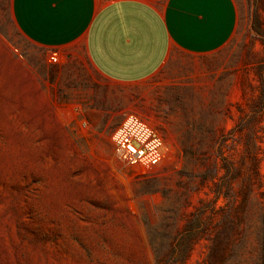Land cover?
Wrapping results in <instances>:
<instances>
[{
    "label": "rangeland",
    "instance_id": "374dc122",
    "mask_svg": "<svg viewBox=\"0 0 264 264\" xmlns=\"http://www.w3.org/2000/svg\"><path fill=\"white\" fill-rule=\"evenodd\" d=\"M236 4L219 111L190 113L152 168L117 158L106 123L71 120L59 67L0 10V264H208L191 221L217 189L235 219L222 263L264 264V0Z\"/></svg>",
    "mask_w": 264,
    "mask_h": 264
},
{
    "label": "crops",
    "instance_id": "0c3cea01",
    "mask_svg": "<svg viewBox=\"0 0 264 264\" xmlns=\"http://www.w3.org/2000/svg\"><path fill=\"white\" fill-rule=\"evenodd\" d=\"M4 8L59 67L71 120L106 123L112 135L135 116L173 136L190 113L219 111L230 89L222 49L237 29L236 0H0Z\"/></svg>",
    "mask_w": 264,
    "mask_h": 264
},
{
    "label": "built area",
    "instance_id": "2783aa9c",
    "mask_svg": "<svg viewBox=\"0 0 264 264\" xmlns=\"http://www.w3.org/2000/svg\"><path fill=\"white\" fill-rule=\"evenodd\" d=\"M53 53L51 61H57ZM114 151L121 161L131 165L152 168L164 158V139L145 121L129 117L113 133Z\"/></svg>",
    "mask_w": 264,
    "mask_h": 264
},
{
    "label": "trees",
    "instance_id": "16d2710c",
    "mask_svg": "<svg viewBox=\"0 0 264 264\" xmlns=\"http://www.w3.org/2000/svg\"><path fill=\"white\" fill-rule=\"evenodd\" d=\"M204 180H207L206 176ZM230 186V183L227 184L228 189ZM217 191V197L215 199L209 203L203 201V204L193 212L194 220L191 221L192 224H196L195 226L197 228V231L193 234L202 233L205 238L210 240L208 243V264H216L218 262L223 264L222 262L227 260L230 252V243L226 241L225 237L230 236L231 238L232 233L230 234L229 230L235 227V219L231 217L229 210L230 206H222L219 204L222 192L225 196L229 193L221 189H217ZM218 214H220V217H218ZM190 251V249L185 250L182 257L183 261L188 259Z\"/></svg>",
    "mask_w": 264,
    "mask_h": 264
}]
</instances>
